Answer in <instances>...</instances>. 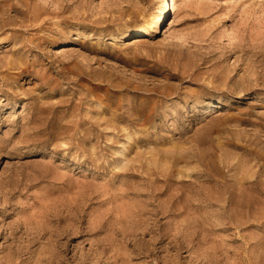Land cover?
<instances>
[{
    "label": "rangeland",
    "instance_id": "obj_1",
    "mask_svg": "<svg viewBox=\"0 0 264 264\" xmlns=\"http://www.w3.org/2000/svg\"><path fill=\"white\" fill-rule=\"evenodd\" d=\"M166 1L0 0V264H264V0Z\"/></svg>",
    "mask_w": 264,
    "mask_h": 264
},
{
    "label": "bare ground",
    "instance_id": "obj_2",
    "mask_svg": "<svg viewBox=\"0 0 264 264\" xmlns=\"http://www.w3.org/2000/svg\"><path fill=\"white\" fill-rule=\"evenodd\" d=\"M176 5H177V0H167L166 2H164V8L159 11V15L156 17V23L161 22L164 19V17L167 16V14H170L171 12L174 13L176 9ZM131 41H134V43H147L148 42L147 36L138 37V38L132 39Z\"/></svg>",
    "mask_w": 264,
    "mask_h": 264
}]
</instances>
